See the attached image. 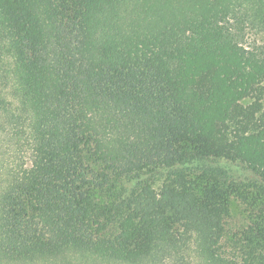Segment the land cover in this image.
Wrapping results in <instances>:
<instances>
[{
  "label": "trees",
  "instance_id": "1",
  "mask_svg": "<svg viewBox=\"0 0 264 264\" xmlns=\"http://www.w3.org/2000/svg\"><path fill=\"white\" fill-rule=\"evenodd\" d=\"M0 264H264V0H0Z\"/></svg>",
  "mask_w": 264,
  "mask_h": 264
},
{
  "label": "rangeland",
  "instance_id": "2",
  "mask_svg": "<svg viewBox=\"0 0 264 264\" xmlns=\"http://www.w3.org/2000/svg\"><path fill=\"white\" fill-rule=\"evenodd\" d=\"M247 175H248V173H246V174L243 173V174H242V176H247Z\"/></svg>",
  "mask_w": 264,
  "mask_h": 264
}]
</instances>
